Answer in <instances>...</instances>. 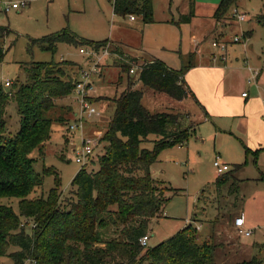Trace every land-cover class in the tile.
I'll use <instances>...</instances> for the list:
<instances>
[{
	"label": "rangeland",
	"instance_id": "rangeland-1",
	"mask_svg": "<svg viewBox=\"0 0 264 264\" xmlns=\"http://www.w3.org/2000/svg\"><path fill=\"white\" fill-rule=\"evenodd\" d=\"M24 1L25 5L8 12H4L3 6H0V27L9 31L2 42L6 50L0 63V88L3 91L14 92L27 82L23 67L31 62L55 63L66 69L76 81L80 80V70H97V73H90L87 80L92 87L87 101L98 116L86 118L85 112L82 115L81 108L74 100V92L69 97L55 100L54 109L48 112V116L56 122L52 120L50 139L42 147V152L35 150L30 155L34 161V171L42 176L41 187L30 198L45 197L53 187L54 175L43 174L46 168L53 169L60 178V202L70 197L71 181L82 167L74 159L81 134L98 142L94 155L86 160L84 166L88 172L98 171L97 160L105 150L102 137L113 114V102L123 92L126 81L134 82L136 79L135 73H122L119 69L121 66H127V71L133 66H141L142 62L135 60L140 51L147 60L151 56L159 57L161 45L168 48L163 56L176 65L175 69L181 67L180 57L189 52L194 54L196 62L203 55L206 60L213 58L215 66H226L227 94L231 98V106L240 112L229 115L224 110L221 113L214 111L208 113L209 120L204 121L196 94L195 100L198 102L192 98L174 101L165 95L143 90L141 104L149 112H180L189 115V124L199 123L186 144L162 150L150 168L151 176L165 184V197L169 200L163 216L149 224L147 246L154 247L191 224L194 225L197 242L201 243L206 235L210 237L205 241L214 246L215 264L251 261L264 264V26L256 21L260 12H264V0H236L226 16L217 22L212 34H208L206 40L202 38L200 44L197 42V49V43L191 36L200 38L204 28H207V22L202 25L199 18L190 25L179 22L180 13L189 12V0H154L153 19L173 18L174 23L168 27L144 24L140 18L128 20L118 17L113 14L108 0ZM199 1L207 4L211 0ZM214 1L217 4L220 2ZM235 13L245 14L246 21L235 22ZM65 27L85 40L108 41L106 49L109 58L101 56L105 50L97 51L96 57L99 59H89L87 55L79 53L80 48L90 53L87 47L58 44L55 51L50 52L33 42ZM235 36L240 38L239 43H233ZM222 46H226L225 51ZM63 62L76 64L80 69L69 68ZM260 69V78L257 76L255 84L249 83L251 71L256 70L259 75ZM196 80L200 83L199 78ZM5 82H10V87L5 88ZM132 87L142 88L138 84ZM192 91L195 93L193 88ZM243 93L247 99L241 97ZM244 108H249L250 113L246 109L243 115ZM4 118L6 125L3 136L8 139L19 129L15 101H9ZM74 124L79 128L70 131L69 127ZM154 139V136L148 137V140ZM142 146L152 148L149 142ZM216 158L228 167L226 173L229 172L234 179L230 178L220 193L214 187L218 177L213 167ZM233 183L238 186L237 194H229ZM4 203L18 213L16 201ZM240 212L245 221L244 229L251 232L249 237L239 236L234 228V220ZM21 220L27 222L28 228L31 227L30 220ZM203 223L206 224L201 226L200 236L198 227ZM110 236H114L112 229L107 232V237ZM13 251L15 249L11 248L8 253ZM0 264H12V261L2 257Z\"/></svg>",
	"mask_w": 264,
	"mask_h": 264
},
{
	"label": "trees",
	"instance_id": "trees-1",
	"mask_svg": "<svg viewBox=\"0 0 264 264\" xmlns=\"http://www.w3.org/2000/svg\"><path fill=\"white\" fill-rule=\"evenodd\" d=\"M108 1L118 17L132 16L144 24L153 23L154 0ZM189 1V12L180 16V23L188 24L194 17L193 0ZM235 1L220 0L213 19L218 22L224 18ZM256 21L264 26V12ZM8 33L0 27V63L6 54L2 42ZM33 42L50 52L58 44L95 51L108 44L82 39L66 27ZM193 59V53L180 57L181 67L177 70L157 59L141 65L136 81L142 88L133 89V82L128 81L113 102V114L102 137L105 150L97 160L98 171L88 172L81 167L71 181L72 190L65 202H60V178L50 168L43 174L54 175L53 187L45 197L30 198L42 185V176L34 171L30 155L35 150L42 152L49 141L54 119L48 112L54 109L55 100L73 93L75 78L55 63L31 62L23 67L25 84L14 92L0 88V258L8 257L12 264H215L214 246L197 242L191 224L154 247L143 248L139 243L147 236L151 221L163 216L169 200L165 184L151 176V166L162 150L186 144L199 125L189 124L188 114L149 112L141 104L143 90L164 94L174 101L195 100L184 79L194 66ZM63 63L80 69L76 64ZM119 69L129 74L127 66ZM10 100L17 106L19 129L5 139L4 116ZM149 136L155 139L148 140ZM148 142L151 149L142 146ZM230 178L229 172L218 176L216 192H222ZM230 193H238L236 183L231 185ZM4 201H16L18 213ZM22 218L32 222L30 228ZM110 229L114 236L107 237ZM11 248L15 251L8 253Z\"/></svg>",
	"mask_w": 264,
	"mask_h": 264
},
{
	"label": "crops",
	"instance_id": "crops-1",
	"mask_svg": "<svg viewBox=\"0 0 264 264\" xmlns=\"http://www.w3.org/2000/svg\"><path fill=\"white\" fill-rule=\"evenodd\" d=\"M203 3L204 2L199 1V0H193L194 17L187 24V25L192 24L193 20L197 19V18L202 20L201 21L202 25H203V22H205V23L207 22V28L206 27L204 28V30L202 31V34L200 35V38L197 37L196 35L191 36L192 40H194L196 43L198 42L199 44H200V41L202 40V38H203V40L204 39L206 40L207 35L210 34L215 29V26L217 24V22L213 19V13H214L217 5H218L217 1L211 0L207 4H203ZM206 5H209V6H206ZM235 11L238 12L237 10H235ZM153 14H154V1H153ZM183 15H186V13L184 11H182L179 16H183ZM135 18L137 19V17L129 16V17H126L124 19L132 20ZM172 23H174L173 18L172 19H162V20L153 19V23H151V24L158 25L161 27H168ZM246 37H250V36L247 35ZM198 43H197V46L195 49H197V47L199 46ZM226 46H225V48H226ZM167 49H168L167 47H165L164 45H161L159 47V50L161 51V54L158 55L159 57L155 58V57L151 56L152 58L150 60L144 59V57L142 55V51H140V52H138L137 58H135V60L138 61V63L141 61L142 63L140 62L141 63L140 65H142L144 62H149L153 59L158 58L157 60L163 62L169 68L175 69L176 65H174V63L172 61H169L167 59L168 57L163 56L164 53L166 54L168 52ZM224 51H225V49H224ZM189 53H191V52H189ZM201 56L202 57H201V60L199 62H196L195 59H193L194 60V66L186 73V75L184 77L187 85L189 84L188 87L190 88V90L192 91V88L194 89L195 93L193 91H192V93L196 94L199 101L203 105L202 106L199 102L198 103L199 106L201 108H204V112L207 115H208V113L212 114L214 111L221 113L223 110L226 111L229 115L239 113L240 111H237L238 108H233V106H231V104H232V102L230 101L231 98L227 94L228 89H227L226 84L228 83V80H227L228 74L225 71V69H227L226 66L225 65H223V67L215 66V65H213L215 62L212 61L213 58H211V60L210 59L206 60L203 58V55H201ZM258 59H260V57H258ZM256 68H258V67H256ZM175 70H177V69H175ZM258 71H259V75H258V79H259L261 76L262 70L260 69ZM135 74H136V79L133 82V85L138 84L140 86V84L136 81L137 80V72ZM119 76L120 75H118V78H119ZM198 78L200 79V83L196 80ZM120 85H121V83H120ZM127 85H128V80L126 81L125 88L127 87ZM153 94H154V92H153ZM157 94H159V93H157ZM162 95H164V94H162ZM241 97H243V96H241ZM243 99H247V97L246 98L243 97ZM196 102H198V101H196ZM100 104H104V103H100ZM201 108H199V109L203 113V110ZM246 109H247L248 114L250 113L249 108H244L243 115L246 114ZM201 119L204 121L209 120V115H208V119H205L203 116H201ZM235 214H236V212L233 215H235ZM233 215L230 217V220H232ZM239 216H242L241 212H240ZM205 224L206 223H203L202 225H200L198 227V230L200 233V234L198 233V235L201 236V229H202L201 226H204ZM243 224H245L244 220H243ZM233 225H234V223H233ZM234 228L236 230L235 226H234ZM206 239L209 240L210 237L206 235V237H203L201 239L202 240L201 242L205 241Z\"/></svg>",
	"mask_w": 264,
	"mask_h": 264
},
{
	"label": "built area",
	"instance_id": "built-area-1",
	"mask_svg": "<svg viewBox=\"0 0 264 264\" xmlns=\"http://www.w3.org/2000/svg\"><path fill=\"white\" fill-rule=\"evenodd\" d=\"M25 4H26V1H24V0L22 2H16V1H11V0H0V6L1 5L3 6L4 12H8L10 10H17ZM235 18H236V22L246 21V15L242 14V13H240V14L235 13ZM232 41H233V43H238L240 41V38L238 36H235ZM108 45H109V43L107 44V46L99 49V50H105L104 52H101L102 53L101 56L103 58L108 57V53H107V49H106L108 47ZM212 45L217 47L215 43H213ZM224 49H225V47L222 46V50H224ZM87 50H89L90 53H87L82 48H80L79 53L83 54V55H87V57L89 59L93 58V57L95 58L97 56V51L93 50L90 47H87ZM96 58L99 59V57H96ZM140 67L141 66H136L134 68V66H133L132 68H130L128 71L129 75H132V74L138 72L140 70ZM90 73H97V70L95 68L88 70V71L80 70V75H81L80 80L75 82V86L73 89V92L76 94V98L74 100H75V102H77L78 107L81 108L82 115H84L86 113V118H90L93 115L98 116V113L96 112V110L92 107H89V102L87 101V99L90 97L89 92L92 91L91 85L87 82V80L90 77ZM257 76H258V73L256 70L251 71V78L249 80V83L252 82L253 84H255L257 81ZM3 86L5 88L10 87V82H5L3 84ZM242 96L245 97L246 94L243 93ZM79 122H81V121H79ZM78 128H79L78 125H75V124L71 125L69 127L70 131L77 130ZM97 146H98V142H95V141L91 140L90 138H86L84 134H81L79 146L77 147L76 151L74 152L75 162L80 164L82 167H84L86 160H88L89 158H91L94 155V152H95V149ZM213 167L215 168V171H216L218 176L225 174L228 170V167L225 164H223L218 158H216V160L214 161ZM234 226L236 227V232L239 236H244V237L250 236L251 232L244 229L242 216L235 218ZM148 240H149V237L147 235V236H144L143 238H141L139 243L143 248H147L148 247L147 246Z\"/></svg>",
	"mask_w": 264,
	"mask_h": 264
}]
</instances>
